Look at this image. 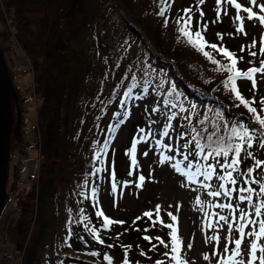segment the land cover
Instances as JSON below:
<instances>
[{
	"label": "trees",
	"instance_id": "trees-1",
	"mask_svg": "<svg viewBox=\"0 0 264 264\" xmlns=\"http://www.w3.org/2000/svg\"><path fill=\"white\" fill-rule=\"evenodd\" d=\"M162 6L161 0H0V22L5 21V13L10 14L17 27L14 37L8 32L0 33V62L7 74L14 117L8 166L11 157L26 163L31 158L30 150L37 147V140L28 138L27 109L32 101L39 104L36 124L39 141L43 153L52 162L51 166L45 160L40 167L36 214V184L22 192L8 190L7 167L0 237L5 242H13L12 250L17 258L23 253V264H108L105 254L113 258V264H122L125 258L122 246L127 245L131 246L127 253L130 264H155L157 260L169 264V257L163 255L166 251L158 248L160 244L155 239H166L165 227L159 223L152 227L156 218L146 217L148 220L139 221L128 234L105 230L102 218L95 215L97 209L91 196V188L99 183V173L88 175V187H83L85 174L94 171L93 165L100 168L101 162L94 160V154L108 141L116 115L125 109L134 91L152 85L163 101L175 100L176 107L187 104L196 111L185 123L188 131L189 125L198 131L210 128L212 121L221 126L227 121L229 126L244 123L259 129L247 109L237 106L239 101L234 94L224 88L228 73L218 72L216 65L181 37L176 20L184 16L187 8L174 13L167 19V25L164 20L163 26L155 30L153 21L160 18L158 13ZM3 41L9 42L4 45H9V50L13 48L11 57L18 56L16 47H23L25 54L17 49L21 54L19 58H28V69L34 73V83L21 99L18 86L13 82L9 57L1 47ZM205 50L221 63H228L211 48ZM237 59L238 68L244 71L249 66L258 67L261 57L259 53L252 57L254 64H249L250 60L244 64L239 57ZM245 80H238V87L241 94L251 100V88H246ZM174 96L184 97L186 101H178ZM12 98L22 101L14 111ZM255 99L253 106L260 111L261 97L255 95ZM22 112H26L25 116ZM217 112L222 118H217ZM205 116L209 120L201 124ZM260 150L258 142L251 149L257 159L264 160L259 157ZM108 152L109 149L107 155ZM107 155H102L101 160ZM241 159L245 170L253 162L243 153ZM24 164L18 167L13 189L17 183L25 182L20 179ZM255 175L259 178V170ZM16 197L20 205L13 208ZM88 199L92 201L90 210ZM218 199L226 203L223 196ZM46 206L51 208L49 214H45ZM83 216L89 219L83 220ZM3 222H8L7 232L1 230ZM85 225L88 229H99L104 244L93 239ZM7 233L10 240L6 238ZM144 236L152 237L151 243L143 239ZM153 245H158L154 251L151 250ZM72 251H77L78 255ZM93 252L99 255L93 256ZM8 254L10 260L0 259V264H15L11 260L15 254Z\"/></svg>",
	"mask_w": 264,
	"mask_h": 264
},
{
	"label": "rangeland",
	"instance_id": "rangeland-1",
	"mask_svg": "<svg viewBox=\"0 0 264 264\" xmlns=\"http://www.w3.org/2000/svg\"><path fill=\"white\" fill-rule=\"evenodd\" d=\"M237 2L242 6H250L248 4V0H237ZM168 3L171 4L170 10L166 11L164 16H160L159 19L153 21L155 30L163 26L164 20L168 19L170 16H173V14L177 11L182 10L183 8H191L192 11L190 14L193 17V29H196L198 21L200 22L201 26L203 24H207V31L203 32L205 40L226 47L235 53L237 57H242L241 60H243L244 64H247L252 58L249 55L246 46L249 45L253 40L257 41V43L256 47L253 48L252 51L259 53L261 46L260 41L262 38H264V27H262L256 20L249 21L245 18L244 29L247 35L237 32L236 29L239 22L233 23V17L236 15V10L234 7L222 6L227 7V15H225L222 11L219 21H216V0H205V3L199 6L197 5V0H168ZM258 3H264V0H258ZM201 10L204 13L202 20L200 18ZM4 15L5 21L0 22V33L8 32L10 36H16L17 27L14 17L6 13ZM241 15L246 17L245 13H241ZM170 24V29L172 30L174 27H172V22ZM170 29L167 31L171 32ZM218 33L223 34L222 40L218 38ZM6 42L7 41H3V43H1V47L3 48L2 50H4V53L7 54V58L9 57L8 63L11 68V73L13 74V82H15V84L18 86L17 90L20 92L19 99H21L22 96L28 94V88L34 83V73L31 69H28L30 67L28 58H19V56L25 52L23 47H16L14 50L18 56L16 57L14 54V56L11 57L10 51L12 52L13 48H10L9 50V45L4 46L9 43ZM10 42L12 41L10 40ZM242 46H245L244 51H241ZM17 49L21 54L17 51ZM244 85L246 88H251V81L245 80ZM22 90L25 91L22 92ZM250 93L254 95L253 91H250ZM255 95H258L261 98L264 97V78H262L259 74L257 75V90ZM174 98L178 101H186L185 98L181 96H174ZM19 99L17 98L16 100H13L12 98L13 111L17 108L16 106L22 104V101H19ZM163 102L164 101L156 92L155 86L151 85V88L146 87L134 91L132 98L128 99V105L125 107V109H122L119 112V117L116 115L113 127H111V133L108 136V142L110 144L109 152L106 156V159L103 161V163H101L100 166V168H104L105 170L99 173V183L95 186L98 188L99 207L104 211V214L112 220L124 222L122 224L116 223L111 225V230L113 233L128 234L130 229H132L135 224L139 223V221H143L144 219L148 220L145 216H143V213L152 211V218H157L155 209L156 206L159 205V216L162 218L165 224L172 223L168 213H172L178 217L179 236L183 240L182 256L186 257L189 264H216V257H213L210 261H205L203 259L204 254H208L210 257L212 256L214 244L206 242L205 235H212L213 232L212 230L203 228L205 219L204 212L199 210L195 200L197 197H199L205 204H207L210 201L214 203L219 202V199L208 196L206 194V190L200 187V185L196 183L189 184L185 177L181 176L172 168L171 165L173 163H175L177 160L183 159L179 152L173 151L169 153L165 149L156 145V140L170 143L174 148L177 146V144L182 145L184 141L180 140L179 136L181 133L188 131V128H185V123L187 120L184 119V117H189L191 114L194 115L196 111L194 112L193 109L187 106V104L185 105L181 103L178 105L179 107L173 108L171 105H165ZM171 102L176 104L175 100H171ZM38 105L39 104L36 105L35 101H32L30 109H27V114L30 116V120L28 122V138L33 141L37 140V147L30 150L31 155L29 156H31V158L26 163L20 159V161H18L17 157H11L7 175L8 190L22 192V190L24 191V188H30L33 183L36 184L35 190L37 194L35 199V214L39 207L37 195L40 186V167L42 163L45 162V160L49 163V165L52 166V162H49L43 153L44 151L42 142L39 141V129L37 130L36 127L38 118ZM181 107H183V109L186 111H182ZM153 108H159V112H153ZM25 113L26 112H22L21 115L25 116ZM173 113L176 114V119L171 121L173 127L172 130H170V136L164 137L163 135H160V131L167 122V117L171 116ZM152 121H156V123L151 124ZM150 125L155 135L150 138L148 143H140L137 145L136 155L139 166L133 170V175L130 176V158L126 155V151L130 148L133 138L140 130L138 126H142V129L147 131L149 130ZM181 151H189V149H181ZM144 152H147L148 155L144 156ZM162 153L165 155H174L175 160L171 162L160 163V157ZM259 157H264V149L260 150ZM23 164L25 166L21 172L22 175L20 179H24L25 182L17 183L16 189H13L15 188V183L13 184V182H16L18 179V177H16V172L18 171V167L20 168ZM54 164L57 166V161L54 162ZM240 168L241 173L245 171V165L242 159ZM113 169L115 171L116 180L120 182L118 184V190L116 193H113L111 189L112 179L110 173ZM32 173H36L35 179H31ZM64 174L67 176L66 173ZM140 174L145 176V182L142 188L136 187L135 184H131L128 187L122 186L124 181H138V176ZM237 179L243 180L244 177L242 174H240L237 175ZM201 181H203V178H201ZM210 183L216 185L217 181L215 178H213V181ZM239 186L240 185L238 184L237 187ZM253 187L258 189V185H253ZM87 201L88 208L90 210L92 201L91 199H88ZM18 202L19 198L16 197L12 203V207L14 208L19 206L20 204ZM232 203L236 204L238 201L233 199ZM241 207H244V205L242 204ZM44 211L45 214L51 211L50 206H46ZM204 211L207 212L210 211V209L205 207ZM211 211L229 215L227 210H222L219 208L212 209ZM138 217L142 218L137 219ZM7 224L8 222L2 223L1 230L3 232H7ZM164 231L166 236L164 242L169 243L170 236L168 233L170 230L165 227ZM227 231L228 225L224 224L223 230L220 232L219 247L221 250L225 244L224 237L227 234ZM233 235L236 236L237 234L234 232ZM6 238L9 239L8 233L6 234ZM189 243L192 245L191 249L188 248ZM247 244L248 241L245 240L242 247L246 248ZM13 245L14 244L11 240L5 242L0 237V259L9 261L10 257L8 253H12L15 254V257H12L11 260H14L15 264H23V253H20V256L17 258L16 253H14L12 250L14 249ZM15 248H17V246ZM158 248L164 252L168 250L165 249V247L161 244ZM4 252L7 254L5 255ZM72 253L78 255L77 251H72Z\"/></svg>",
	"mask_w": 264,
	"mask_h": 264
},
{
	"label": "snow or ice",
	"instance_id": "snow-or-ice-1",
	"mask_svg": "<svg viewBox=\"0 0 264 264\" xmlns=\"http://www.w3.org/2000/svg\"><path fill=\"white\" fill-rule=\"evenodd\" d=\"M205 0H197V5H202ZM160 16H164L166 11H169L171 4L168 0H161ZM250 6H242L237 0H216V21H219L221 12L227 15V7L232 6L236 10V15L233 17V23H238L236 31L247 35L244 29L245 18L249 21L256 20L264 27V3H258V0H248ZM257 9V10H254ZM191 8L184 9V16L177 18L176 23L178 25V31L182 38L186 39V42L201 52L212 64L216 65V70L227 72V79L223 81L225 89L231 91L234 94V98L239 101L237 106L243 105L247 111L251 114L252 120L259 125V129H253L246 126L244 123H233L228 125L227 121L223 126L212 121L211 127H204L202 131H198L196 128L189 125V131L181 133L180 140H183L182 145L177 144L174 148L172 144L165 143L161 140H156V145L165 149L171 153L173 151L179 152L183 157L182 160H177L171 166L181 176L185 177L189 184L196 183L206 190V194L213 198H219L221 196L227 200L226 203L222 202H208L205 204L199 197L196 198L195 203L199 207V210L204 212L203 228L212 230V235H205L206 242L214 244V250L212 256L204 254L203 259L210 261L213 257H216V264H264V160L257 159L254 153L251 151L254 144H257L260 149H264V97L259 101L261 105L260 111L253 105L256 103L255 92L257 90V75L259 74L264 78V38L260 41L259 55L261 57L259 66L249 67L247 70L242 71L238 68L239 60L236 54L227 49L226 47L209 44L204 36L203 32L207 31V24L201 26L200 22H197V27L193 31L192 20L193 17L190 14ZM241 13H245L241 15ZM204 13L200 11V18L203 19ZM214 21V22H216ZM168 20H165L167 25ZM219 39H223V34H217ZM257 41L253 40L247 49L249 55L253 58L257 56V52L252 51L256 47ZM206 48H211L215 52L222 55L228 63L223 64L221 61L214 58L211 52L206 51ZM245 50V46L241 47V51ZM242 59V57L240 58ZM249 64H254V60H250ZM251 81V91L254 95L251 100L246 99L240 92L238 87V80ZM165 105H171L175 108L176 104H173L169 100L163 102ZM195 107V106H193ZM153 112H159V108H153ZM182 111H186L182 109ZM119 117V113L117 114ZM217 118H222L220 113H216ZM176 119V114L173 113L167 117V122L164 124L160 131V135L164 137L170 136V130H172V120ZM184 119L190 120L191 118L185 116ZM209 118L205 116V119L200 121L201 124H205ZM156 121H152L151 124H155ZM223 131V135L221 132ZM155 135L154 131L149 126V130L140 129L137 135L133 138V142L130 148L126 151V155L130 158L129 175H133V170L138 168L139 162L137 160V145L140 143H148L150 138ZM111 139V137H110ZM110 144L105 141L103 146L99 148L94 154V160L100 161L102 155H107V150ZM181 149H194V151H181ZM242 153L246 158L253 161L245 171L241 173V157ZM144 156L148 153L144 152ZM190 156L192 157L190 159ZM221 159L223 163H221ZM175 160L174 155L161 154L160 163L171 162ZM214 162H208V161ZM187 163H184V162ZM94 171L85 174V181L83 187H88V175L95 176L97 173L104 171V168H98L93 165ZM217 169L221 171L218 173ZM259 170V178L255 175ZM242 174L244 179L238 180L237 175ZM112 183L111 189L113 193L118 190V182L116 180L114 169L110 173ZM203 178V181H201ZM215 180L219 181L214 185L210 183ZM145 182V176L140 174L138 181H124L122 186L128 187L131 184H135L136 187L142 188ZM208 182V183H205ZM240 185L237 187V185ZM258 185V189L253 187ZM183 186V185H182ZM83 194V193H82ZM91 196L93 198V206L97 208L95 213L97 218H102V227L105 230H111V225L116 223H124L123 221H114L104 214V211L99 207L98 200V188H91ZM233 199L238 203L233 204ZM244 207H241V205ZM205 207L210 211L205 212ZM219 208L227 210L229 215H224L220 212L211 211L212 209ZM160 206L157 205L155 209L156 220L152 221V227H155L159 223L163 227H167L170 236V242L165 243L160 237H155L159 241V244L163 245L165 249H168L163 255L169 257V264H189L186 257L182 256L183 240L179 236V221L178 217L172 213H168L172 223L165 224L162 218L159 216ZM143 216L148 217L149 220L153 217V212L148 211L143 213ZM138 217L137 219H141ZM87 216H83V220H88ZM223 222V223H220ZM224 224L228 225V231L225 235V244L221 250L220 244V232L223 230ZM86 230L99 244H104V240L100 237V230L92 227L90 229L85 225ZM139 230V229H137ZM149 229H145L148 231ZM237 235L234 236L233 233ZM118 238V237H117ZM143 239L152 241V237L144 236ZM245 240L248 241L246 248L242 247ZM112 247V245H108ZM125 252V258L122 264H130L127 257L128 251L131 249L130 245L122 246ZM158 245H153L151 250H155ZM192 245L189 243L188 248L191 249ZM93 256L99 255L97 252L91 253ZM141 255L146 253L141 252ZM246 254V255H245ZM104 260L108 264H113V258L107 254L104 255ZM155 264H165L164 260H157Z\"/></svg>",
	"mask_w": 264,
	"mask_h": 264
},
{
	"label": "water",
	"instance_id": "water-1",
	"mask_svg": "<svg viewBox=\"0 0 264 264\" xmlns=\"http://www.w3.org/2000/svg\"><path fill=\"white\" fill-rule=\"evenodd\" d=\"M1 63V62H0ZM0 91L3 94V101L7 109L8 113V122H7V154L3 156L2 163H1V171H0V194L2 196L3 201V194H4V184H5V177L7 173V167H8V160H9V143L11 138V130L13 127V112H12V106H11V99L8 92V86L6 88L0 83ZM4 147L0 146V151L3 152ZM3 205V202H2ZM2 208V206H1ZM1 211V209H0Z\"/></svg>",
	"mask_w": 264,
	"mask_h": 264
},
{
	"label": "bare ground",
	"instance_id": "bare-ground-1",
	"mask_svg": "<svg viewBox=\"0 0 264 264\" xmlns=\"http://www.w3.org/2000/svg\"><path fill=\"white\" fill-rule=\"evenodd\" d=\"M0 83L6 88L7 86V78L5 70L0 63ZM7 122H8V113L5 109V104L2 98V93L0 91V146H3V152L0 151V171H1V163L3 156L7 154ZM2 196L0 194V209L2 206Z\"/></svg>",
	"mask_w": 264,
	"mask_h": 264
},
{
	"label": "built area",
	"instance_id": "built-area-1",
	"mask_svg": "<svg viewBox=\"0 0 264 264\" xmlns=\"http://www.w3.org/2000/svg\"><path fill=\"white\" fill-rule=\"evenodd\" d=\"M31 177H32L31 179H35V177H36V173H32V174H31Z\"/></svg>",
	"mask_w": 264,
	"mask_h": 264
}]
</instances>
